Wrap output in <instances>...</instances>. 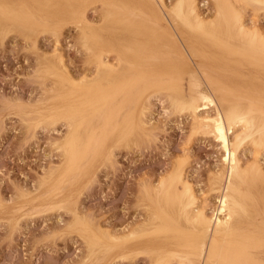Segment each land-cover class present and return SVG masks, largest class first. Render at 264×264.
Instances as JSON below:
<instances>
[{
  "label": "rangeland",
  "instance_id": "1",
  "mask_svg": "<svg viewBox=\"0 0 264 264\" xmlns=\"http://www.w3.org/2000/svg\"><path fill=\"white\" fill-rule=\"evenodd\" d=\"M63 1L0 0V264H186V252L198 261L193 247L206 236L193 231L191 212L202 207L213 221L221 215L217 201L227 173L219 142L197 122L205 116L216 118V105L203 108L207 95L224 107L250 110L255 118L252 137L244 139L236 155L242 168L257 162L261 171L248 173L251 178L247 174L242 184L253 198L244 200L247 212L234 216L231 224L240 229L229 238L244 241L247 224L264 237V139L258 149L251 143L264 121V62L254 65L255 54L264 48L249 45V32L264 35V0H231L240 20L221 22L222 34L177 27L200 66L183 63L174 49L171 59H158L159 48H171V41L146 16L133 22L130 10L121 8L127 4L152 14L160 9L154 0ZM175 2L162 0L167 9ZM197 7L205 22L214 19V0H197ZM120 15L123 21L111 27L109 21ZM161 23L168 27L167 20ZM239 25L245 27L242 33ZM217 74L224 89L216 85ZM145 75L148 83L141 80ZM100 79L120 84L121 92L111 100L118 107L119 127L104 128L109 113L104 105L78 113L81 140L89 145L86 174L68 175L67 182L52 186L51 180L67 165L63 142L69 129V118L54 104L72 86ZM172 79L180 87L165 90L160 83ZM129 82L131 97L124 94ZM260 105L262 110L256 108ZM195 111L199 117L194 120ZM243 128H232L229 137L248 132ZM180 164L196 197L190 207L185 195L166 198L162 193L163 179ZM258 255L264 256V247Z\"/></svg>",
  "mask_w": 264,
  "mask_h": 264
},
{
  "label": "bare ground",
  "instance_id": "2",
  "mask_svg": "<svg viewBox=\"0 0 264 264\" xmlns=\"http://www.w3.org/2000/svg\"><path fill=\"white\" fill-rule=\"evenodd\" d=\"M36 1H38V0H36ZM214 1L216 2V8H215L216 9V12H215V15H214V19L212 21H209L208 20L209 22L206 21L207 23L205 22V20L203 19V17H201L198 14V12H197V8H198L197 7V0H176V2L174 4H172L173 6H171L170 9H167L166 7H164V4L162 3V0H154L155 4H157L158 5L157 7H159L160 9L158 11L153 12L152 14L145 13V12L141 11L140 9H137L136 6L131 7V6L127 5V4H124L121 8H123V9H129L130 10L131 14H128V13L127 14L131 17V19H132L133 22L135 20L136 21H141V20L143 21V17L146 16L145 18H147V20L149 21L150 25L156 27L159 30V32H160L161 35L166 36L171 41V45H173L171 48L169 47V45H163L162 47L159 48V49H161V51L158 52L159 53L158 54V57H157L158 59H160L161 61H165L167 59H171L173 57V54H172L171 50L173 51V49H174V54L183 63H187V64L193 63V64H195L197 66H200L201 64L198 63V62H196V60L194 59V56L196 57V55H195V53L192 52L193 49H191L190 46L188 45V43H186L182 39V36L181 35H183L182 34L183 31L182 32H177L178 31L177 30V27H179L181 25L184 26V27L185 26L191 27V28L194 27V28H196V29H198L200 31H203L204 30V32L207 31V32H210V33H215L217 35V34H222L223 31H224L221 28V25H222L221 22H224V25H225V23L226 22L228 23L232 18L235 19V22H237V21L240 20L239 11L233 5V3H232L231 0H214ZM251 1L262 2L263 0H251ZM65 2L67 3V1H65ZM65 2L63 1V3H65ZM54 3H56V2H54ZM41 5H43V4H41ZM41 5H39V6H41ZM45 6H47V5H45ZM167 6H169V5H167ZM40 10H41V8H40ZM30 14H31V12H30ZM42 14L43 13H41V15ZM125 14H126V12H125ZM123 16L124 15H120L118 18L116 17V19H113V21H109L108 20L110 22V26L111 27H115L116 24L118 25L120 22H122L123 21L122 20V17ZM43 17H42V19H43ZM46 18H48V17H46ZM123 18H125V17H123ZM205 19H206V17H205ZM165 20H167V23H168V27L167 28L163 27V25L161 23L162 21H165ZM108 21H106V23ZM233 22H234V20H233ZM86 23H88V22H86ZM207 24L209 26H207ZM84 25H86V24H84ZM76 26H77V24H76ZM88 26L90 27V25H88ZM102 26H104V25H102ZM107 26H108V29H109L108 31H110L109 25H107ZM107 26H106V28H107ZM84 28H87V27L84 26ZM90 28H88V29H90ZM93 30H91V31H93ZM123 30H126V29H123ZM226 30L228 32H230V29L229 28H227ZM252 30H253V28H252ZM80 31H82V29ZM95 31H96V29H95ZM115 31H116V29H115ZM186 31L189 32L188 29ZM200 31H198V32H200ZM239 31H241V33H242L243 31H245V27L243 25H239ZM98 33L96 35H99L100 36L101 34H103V33H101V34L100 33L98 34ZM119 33H121V32L119 31ZM249 33H250V38H249L250 39V41H249L250 47H255V46L256 47H259V46H261V47L264 48V35H262L261 33H259L258 30L251 31ZM83 34H82V36H83ZM108 34H109V32H108ZM116 36H114V38H116ZM104 37L105 36L103 35V39H104ZM106 37L108 38L107 35H106ZM118 37H120V36H118ZM127 37H130V36H127ZM176 38L180 39L181 44L178 45V43H176V41H175ZM239 38H240V36H239ZM101 39H102V37H101ZM122 39H123V37H122ZM123 40H126V39L124 38ZM129 40H126V41L129 42ZM222 40H224V39H222ZM106 41L107 40L105 39V42ZM108 41H109V39H108ZM224 41H225L226 44L228 43L227 40H224ZM194 42H196V41L194 40ZM107 43L108 42H106V45H107ZM101 44H103V43H101ZM109 44H113V43L110 42ZM107 46H109V45H107ZM112 47H113V45H112ZM95 48L96 47H94V49ZM103 48H105V47H103ZM114 48H116V47H114ZM87 51H89V50H87ZM106 51L108 52V50H106ZM115 51H117V50L115 49ZM202 52H203V50L197 51L198 54L199 53L202 54ZM133 56H134V54H133ZM149 56H150V54H149ZM119 57H121V56H119ZM126 57H128V56H126ZM123 58H124V56H123ZM136 61H138V60H136ZM147 61H148V63H146V64H150L149 62H151V59L150 60L148 59ZM116 62H118V61H116ZM262 62H264V51L263 52H257L255 54L254 65L257 66V67H261ZM112 63H114V62L112 61ZM108 64H110V63H108ZM135 66H138V65H135ZM159 67H161V66L159 65ZM185 67L187 68V66H185ZM94 70H96V69H94ZM190 71H192V70H190ZM193 72H194V70H193ZM146 74H149V73H146ZM200 76H201V74H200ZM217 76H218V78L216 80V85H218L220 88L224 89L222 75L221 74H217ZM141 77H144V78H141V80H143L144 83H148L149 82L148 81V78H147L148 75L141 76ZM185 77H186V75H185ZM55 79H57V78H55ZM79 79H80V77H79ZM164 82L165 81L161 82L160 84H162L163 85V88L165 90H167V91H169L170 89L171 90L172 89H178L180 87V83L178 81H174L173 79L172 80H168V82H166V83H164ZM71 83L74 84L73 81ZM82 85H84V86H78V85L72 86V89L69 92H67L64 96L58 97V99H59L58 102H56V104H54L55 109H57L58 111H60V113L62 112V115L64 114V115H66L67 118H69V120H68V127H69V129L67 128L68 129V131L66 132L67 133V137H66V140L64 139L65 141L63 142V149H64V152L66 154V155H64V154L63 155L65 156V158H67V165L65 167V165L63 164V166L65 167V168H63L64 170H61L60 169L58 171L59 173L57 171H56L57 173L55 172L56 175L54 176L53 180H51L52 181V186H54V185L55 186H58V185H61V184L65 183V182H67L68 180H67V177L66 176H68V175H72V174L75 175V174L79 173L80 174V177H83L86 174V170L84 168L87 167V166H85V161H86V157H87V152L89 150V145H88V142H85V141H82L81 140V137H80V134H79V131H78L79 124L76 122V115L78 113H80L81 111H83L84 109H86V107H88V106H90V107H96V106H99V105L100 106L104 105V106L107 107V109L109 111V113H107V119H106V123H105L104 128H110L111 127V129L116 130L119 127L118 126L119 123H118V120L116 118V116H117L116 115L117 114L116 108H118V107H117V104H115L111 100L114 99L115 96H117L121 92L120 89H119L120 84L118 82L112 83V81L111 82H109V80L102 81L100 79V80L88 82V83L82 84ZM122 86L124 87V85H122ZM130 87H131V82H129L127 84V86L124 87V89H126L124 91L125 96H130V94L132 95ZM153 88H155V87H153ZM163 88H161V89H163ZM199 89H197V90H199ZM197 90H195V91H197ZM148 91H150V90H148ZM203 91H205V90H203ZM224 91H227V90H224ZM145 92H147V91H145ZM140 93H141V90H140ZM205 93H206V91L204 92V94ZM205 95H207V94H205ZM203 104H204V107L203 108L208 107L207 104H214V105H216V114H215L216 115V118H211V117L205 116V117H202V119H200V120L198 119L197 122H199L204 127V130L207 129L209 132L213 133L214 138H216L217 141L219 142V145H220L221 149L224 151V155H222V156H223V162L225 163V166H226L227 173H226V177L224 179V183H223L222 187L219 189V195H218V201H217L219 203L218 206H217V212H220L221 215H218V216L216 215L215 216V220L213 221L212 218L214 216L213 217L212 216L211 217H208L207 216V213L205 212L206 210L204 211L202 207L200 209H194L193 208L194 210H193V212H191L192 214H191V218L190 219L192 221L193 231L196 234L200 235V236H203V235L206 236V238L204 239V241L202 243H200V245L197 244V245H195L193 247V254L197 255L196 257H197L198 261H196V260H194L192 258H189V252H186L187 259H186V262L185 263L186 264H264V256L258 255L259 249L264 247V237H263V235H262L261 232H257L254 228H252L251 227V224H247V226H246V228L244 230V232H245V234H243L245 236L244 237V241H243L242 237H240L241 238L240 240H242V241H238L237 240L238 238H235L233 240H231L232 238L231 239L229 238V237H231L230 235H234V230H239L240 229V228H237V227L233 226V224H231L234 216L237 215L239 211L247 212V210H248V204H246L244 202V200L245 199L246 200H252V198H253L252 190L248 189L245 192L246 189L244 190V188L242 187V184L244 182H246V177H247V174L248 173H251V176H254V175H258L260 173V171H261L260 166L257 164V162H253L250 165V168L249 169L247 168V170L244 169L245 167L242 168V164L240 163V160H239L240 157L238 158L237 155H236V151L241 146V144L244 141V139H246L248 137H250V138L252 137V135H253V130L252 129L254 127L255 118L253 116L252 117L250 116V110L241 112L236 107H230V108L224 107L223 105H221L219 102L216 101V97L215 96H211V95L209 96V95H207L206 101ZM54 106H52L51 108H53ZM256 108L258 110H262L261 105L260 106H256ZM50 110H52V109H50ZM117 111H119V110L117 109ZM52 112H50V113H52ZM54 112H55V110H54ZM194 114H195L194 115V120H195V118L197 119V116L199 117V115H197L196 111L194 112ZM263 114H264V111H263ZM50 115H52V114H50ZM142 123H145V121L144 122L142 121ZM236 126H240L241 128L244 127L246 130H248V132H243V134H235L233 136V138H230L229 137V134L232 133V131H233L232 128H234ZM203 127H202V129H203ZM137 130H139V129H137ZM257 131L259 132V137L258 138L257 137L252 138V142L251 143H252V145H254V147L256 146L257 149H258V147L261 146V144L263 143L262 142V139H264V121H261L259 123V125L257 127ZM101 135H102V133H101ZM100 143H102V142H100ZM94 154H96V153H94ZM253 158H254V156H253ZM179 159H177L178 161L175 160V163H177V164H175V166L179 165V163H180L179 161L181 160V159L180 160ZM182 161L183 160H181V162ZM90 162H92L91 159H90ZM183 162H185V161H183ZM62 163H64V162H62ZM62 167L60 166L59 168H62ZM247 167H249V166H247ZM263 173H264V171H263ZM224 175H225V173H224ZM248 177H250L249 174H248ZM161 181H162V179H161ZM72 182H73V180H72ZM220 182H221V180H220ZM262 185H263V183H262ZM69 186H70V184H69ZM71 186H73V188H75L74 185H71ZM69 188H72V187H68L67 189H69ZM162 193H163L164 196H166V198L167 197H170L174 193L176 195H179V196L180 195H185V197H186V206H189V207L192 206L195 203V200H196L195 194L193 193L190 185L187 183V181L183 177L181 164H180L179 167H177V169L175 171H173L172 173H170V175H168L166 178L163 179V181H162ZM204 203H205V201H204ZM190 219H188V221ZM212 225H213L212 231H211V233H209V229L212 227ZM98 239H100V238H98ZM155 239H157V238H155ZM151 241H152V239H151ZM195 241H196V239H195ZM113 242L114 241H112V243ZM119 243H120V240H119ZM108 244L110 246V243H108ZM161 244H163V243H161ZM150 247H151V245H150ZM164 251H165V249H164Z\"/></svg>",
  "mask_w": 264,
  "mask_h": 264
}]
</instances>
